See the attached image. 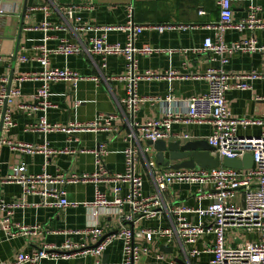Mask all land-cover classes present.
<instances>
[{"label": "crops", "instance_id": "crops-1", "mask_svg": "<svg viewBox=\"0 0 264 264\" xmlns=\"http://www.w3.org/2000/svg\"><path fill=\"white\" fill-rule=\"evenodd\" d=\"M218 0H0V7L17 10L0 16V84L7 80L10 89L16 88L19 78L37 76L41 66L36 58L38 48L45 46L48 50L56 49L61 41L74 46H89L93 37L104 36L107 44L124 46L126 36L119 31L99 32L95 28L107 26H123L127 21L128 8H133V20L144 30L135 38L134 46L148 45L160 50L150 56L134 57L136 71L144 73L151 71L164 73L175 71L182 78L165 80H140L136 92L144 100L136 113L135 120L139 123L150 122L161 118L163 111H184L183 105L188 98L199 96L207 91V83L201 78L207 69L216 67V62L210 61L208 54L193 53L202 48L206 38L214 39V26L218 22ZM232 22L245 19L251 8H260L257 18L264 22V0H230ZM75 8L72 18H67L65 10ZM43 9L47 10V16ZM24 19L21 21L22 13ZM201 12V13H200ZM47 23V31L41 25ZM158 26H174L172 30L159 33ZM183 26L182 28H179ZM90 28V30H87ZM45 36L48 40L45 42ZM253 37L258 45L264 44V29L253 32L229 30L223 36V41L231 43L238 39ZM15 50L16 58L13 59ZM25 57L26 62L18 58ZM50 69H67L80 77L71 82L56 81L49 85V101L53 105L47 112L46 120L52 124H85L91 122L98 113L112 114L115 119L111 130H75L69 136L62 133L44 135L31 132L29 127L38 124L42 112L35 110V100L40 81L32 77L20 82L19 95L7 107L14 126L9 130L0 129V141L23 144L34 147L47 145L52 151L47 159L42 154L30 153L25 150H12L0 143V179L5 178L11 168L24 163L29 175L46 173L51 176L62 175L65 179L73 176H92L96 167L92 154L80 153L81 150H93L98 143L105 144L107 154L102 159V165L107 174L124 173V150L128 143L126 122L130 120L124 110L123 100L126 92V82L120 80L126 75V61L122 56H109L104 61L95 55H50ZM227 71L235 74L256 72L264 74V56L259 53H236L229 57L225 66ZM196 77V78H195ZM174 100L163 103L165 97ZM161 100L154 102V100ZM228 109L234 118H255L264 115V79L254 81L251 90H230L226 94ZM2 111V110H1ZM1 114V113H0ZM1 117V115H0ZM260 127L238 129L242 136H257ZM173 135L190 136L189 141L207 140L212 133L209 122L185 126L176 123L171 126ZM169 141H176L170 139ZM135 154L133 173L142 179V192L149 195L154 192L147 162L154 161L155 151L141 142ZM65 150L66 152L60 153ZM171 163V164H177ZM165 170V168L160 167ZM105 178V177H104ZM63 189L65 199L74 204L69 207L46 206L45 203H55L51 196L43 198L37 194H24L18 184H8L1 189V198L7 204H15L10 221L13 224L27 227L38 226L36 236L16 235L10 240L0 241V263L9 262L15 254L30 253L46 245L60 246L71 240L74 243H86L93 247L91 239L84 236L85 228L91 223L89 209L85 205L94 199L95 190L113 198V184L102 180L70 182L56 189ZM120 196L123 197L128 187L121 185ZM194 184H173L164 194V202L168 206L183 208H203L206 201H200ZM37 190L41 187L37 186ZM4 214L0 212V219ZM185 219L196 225L211 226L212 221L193 214L185 215ZM99 228L105 235L116 234L119 229L116 218L106 210H101L96 218ZM173 216L161 212L155 219L142 220L134 228L169 227L174 223ZM255 234V233H254ZM213 234L200 237L193 245H184L189 252L197 250L199 254L189 261L182 255L180 243L174 239L163 245L154 238L149 245V256L145 264H207L212 258L208 253L214 244ZM122 243L119 238L112 242L97 258L90 256H75L68 260H58L56 264H102L121 263ZM162 260H157L156 255Z\"/></svg>", "mask_w": 264, "mask_h": 264}, {"label": "built area", "instance_id": "built-area-1", "mask_svg": "<svg viewBox=\"0 0 264 264\" xmlns=\"http://www.w3.org/2000/svg\"><path fill=\"white\" fill-rule=\"evenodd\" d=\"M219 8L218 22L214 26V39L206 38L202 48L194 50L193 53L208 54L211 62H216L217 66L206 70L201 76L207 83V91L199 96L188 98L184 111H177L168 108L163 111L161 118L139 123L135 120L136 113L141 108L144 100L136 92L137 83L140 80H165L182 78L175 71L155 73L146 71L140 73L136 71L134 57L150 56L160 52L148 45L135 47V38L144 28L133 20V8H128L127 21L123 26H107L95 28L94 31L110 32L119 31L125 34L126 43L107 44L104 36L93 37L89 41V46H74L64 40L54 50H48L44 45L38 48L39 56L37 63L41 66V72L37 76H26L19 78L16 88L10 89L7 80L0 84V129L9 131L13 126L7 107L12 100L19 95L20 82L25 78H34L40 81L35 100V110L42 112V117L35 126L29 127L31 132H40L44 135L50 133H62L69 136L75 130H111V123L115 119L112 114L98 113L91 122L85 124H52L46 120L47 112L53 108L49 101V85L56 81L71 82L80 79L79 76L67 69H50L48 58L50 55L71 56V55H95L104 61L109 56H122L126 61V75L119 78L126 82L125 98L123 100L124 110L130 117L126 122L128 143L124 150V173L107 174L102 165V159L107 154L105 144L98 143L93 150H81L80 153L93 155L96 171L92 176H73L65 179L62 175L51 176L46 173L39 175H29L24 163L11 168L10 173L0 179V212L4 217L0 219V241L10 240L16 235L36 236L39 232L38 226L27 227L13 224L10 217L15 204H7L1 198V189L8 184H18L25 194H37L43 198L49 196L55 198V203H45L46 206L58 208L69 207L74 204L65 199L63 189H56L70 182L102 180L113 184V198L108 200L106 195L95 190L94 199L85 205L89 209L91 223L85 228L83 234L91 239L93 247H88L86 243H74L71 240L63 242L60 246L46 245L30 253L19 252L7 263L0 264H56L58 260H68L71 257L90 256L97 258L112 242L114 238H119L122 243L120 264H145L149 256V243L157 238L163 245L171 243L177 239L180 243L181 252L186 261L199 254L197 250L186 252L184 245H193L196 241L207 234H213L215 241L213 246L207 250L213 258L207 264H264V115L255 118H234L229 109L226 94L232 89L238 91H248L252 88V83L264 79V74L250 72L248 74H235L225 69L229 62V57L236 53L253 54L259 53L264 56V44L258 45L251 36L249 38L238 39L231 43L223 41L224 34L229 30L243 32H253L264 29V22L257 18L261 12L260 8H251L245 19L240 22H232V8L230 0H218ZM47 16V10L43 9ZM76 9L65 10L67 18H72ZM10 13H17V10L0 7V16ZM201 13V12H200ZM47 23L41 25L42 30L47 31ZM180 26L179 28H182ZM174 26H158L156 30L161 34L165 30H172ZM87 30H90L88 28ZM48 37L45 36L46 42ZM20 62H26L25 57L18 58ZM196 78V77H195ZM174 98L168 96L163 99L167 105ZM161 100H154L159 102ZM2 110V111H1ZM185 126L192 124H203L209 122L212 126V133L207 138V143L213 148L210 156H218L219 160L241 159L244 154H250L253 159V168L249 170H235L222 166L215 169H193L162 170L154 161L147 162L150 178L154 186V192L144 195L142 192V179L134 175L135 154L141 142L169 141L176 139L189 141L188 134L173 135L171 126L176 123ZM248 127H260V134L257 136H242L238 134V129ZM12 150H25L30 153L42 154L45 159L52 153L47 145L34 147L23 144H14L9 141H0ZM66 152L65 150L60 153ZM105 177V178H104ZM126 184L127 193L121 197V185ZM173 184H194L198 185V199L206 201L203 208H183L180 206H168L164 202V194ZM37 186L41 190H37ZM237 193L241 194L240 204L233 203ZM101 210L109 211L117 220L119 229L116 234L105 235L102 228L96 223V218ZM166 212L174 217L175 222L169 227L156 228H134L142 220L155 219L159 213ZM193 214L200 218L212 221L211 226L196 225L188 222L185 215ZM255 233V234H254ZM241 236L245 241L239 242ZM144 258V261H142ZM157 260H162L160 255H156ZM94 264H102L96 261Z\"/></svg>", "mask_w": 264, "mask_h": 264}, {"label": "water", "instance_id": "water-1", "mask_svg": "<svg viewBox=\"0 0 264 264\" xmlns=\"http://www.w3.org/2000/svg\"><path fill=\"white\" fill-rule=\"evenodd\" d=\"M24 19V12L21 21ZM15 50L13 59L16 58ZM147 145L155 151L156 165L170 170L193 169L199 167L202 169H215L220 166L235 170H249L253 168V159L250 154H244L241 159L219 160L218 156H210L213 150L205 140L198 141H148ZM177 164H171L176 163Z\"/></svg>", "mask_w": 264, "mask_h": 264}, {"label": "rangeland", "instance_id": "rangeland-1", "mask_svg": "<svg viewBox=\"0 0 264 264\" xmlns=\"http://www.w3.org/2000/svg\"><path fill=\"white\" fill-rule=\"evenodd\" d=\"M240 201H241V194L240 193H237L234 200L232 201L233 203H236V204H240ZM238 241L239 242H242V241H245V239L241 236L238 237ZM142 261H144V258H142Z\"/></svg>", "mask_w": 264, "mask_h": 264}]
</instances>
